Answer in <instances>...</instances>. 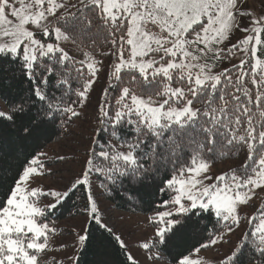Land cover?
Listing matches in <instances>:
<instances>
[{"label":"snow or ice","instance_id":"snow-or-ice-1","mask_svg":"<svg viewBox=\"0 0 264 264\" xmlns=\"http://www.w3.org/2000/svg\"><path fill=\"white\" fill-rule=\"evenodd\" d=\"M102 72L106 86L73 180L42 183L66 160L46 151L26 157L8 178L0 174V264H46L55 250L53 217L77 192L85 228L73 247L88 250L91 221L123 250L124 264H139L93 195L94 185L112 191L126 182L158 198L147 217L153 235L139 245L153 264L188 239L198 243L169 264H208L199 253L225 243L231 247L217 264H264V202L253 203L264 194V7L257 12L248 0H0V77L28 82L0 110L19 140L39 146L58 121L67 131ZM226 160L236 163L214 174ZM127 199L136 201L131 193ZM205 218L215 219L207 237ZM68 259L79 264L77 255Z\"/></svg>","mask_w":264,"mask_h":264},{"label":"trees","instance_id":"trees-1","mask_svg":"<svg viewBox=\"0 0 264 264\" xmlns=\"http://www.w3.org/2000/svg\"><path fill=\"white\" fill-rule=\"evenodd\" d=\"M65 47L68 50H74V47L72 45H65ZM103 50L106 51L107 49L105 48ZM108 63L109 60L105 59L106 71ZM103 83L104 84L102 89L106 86V78ZM27 88L28 82L19 79V74H17V78L15 79L10 78V74L0 77V99L6 107L7 104L5 98L11 100L21 98ZM101 91L95 99L91 98L90 103L83 110V112L87 114L85 117L87 123L90 124V127L87 129V133L83 135L84 146H88L90 132L95 126V105L101 95ZM77 120L69 125L67 131L60 126V123L58 121L57 125L53 126L52 128L51 137L44 141H41L39 146H37L32 141L19 140L17 136L13 134L14 129H11L7 126V122H0V170H3L2 172H0V174L5 175L6 178L10 177L12 173H14L15 170L24 163L26 157H30L33 153L38 151H45L48 147L57 144L63 139L71 136L74 133L73 128H75ZM67 132H70L71 135H67ZM227 162L233 161L226 160L223 162H217L215 165L224 164ZM98 189L99 197L117 211L149 216L153 215L154 213L155 201L158 198L151 194V189L131 186L127 182L123 187H117L115 189H112V191H108L107 189L100 187H98ZM129 193L135 195V202L129 201L127 199V195ZM83 203L84 194L82 192H77L56 213L55 218L58 219V221H64L69 218L83 216L81 214H78ZM193 219H199V217H193ZM214 224V218L211 220L205 218L201 221V227L206 226L208 229V233L204 234L205 237H207V235L214 230ZM218 227L219 226H217V228ZM87 229V234L89 235L88 250L83 253H77V256H79V264H94L96 260L101 258L107 260L109 264H124L125 255L123 253V250H120L119 247L115 245V243L112 241V237L107 232H105L103 229H99L98 226H96L91 221L88 222ZM197 243L198 241L195 239L186 240L181 244L179 249H170L169 251H165L163 253L162 261L169 264L177 251H186L188 248ZM105 248L107 249V255L101 257L100 252H102Z\"/></svg>","mask_w":264,"mask_h":264},{"label":"rangeland","instance_id":"rangeland-1","mask_svg":"<svg viewBox=\"0 0 264 264\" xmlns=\"http://www.w3.org/2000/svg\"><path fill=\"white\" fill-rule=\"evenodd\" d=\"M75 2V0H72ZM249 5L255 7L259 12L264 4L262 0H248ZM68 50V49H66ZM70 54L76 55L75 50H70ZM77 58H82L77 55ZM235 62V61H234ZM106 71V70H105ZM105 81V72L100 73V78L94 85V92L91 95L92 99L100 93ZM93 104V103H91ZM0 110H7V107L0 99ZM85 112L83 116L76 121V126L73 128L74 133L68 138L63 139L57 144L48 147L45 151L49 156L64 155L66 160L64 162H57L53 170L57 172L54 179H44L42 183L48 186H56L57 182L67 184L73 180L81 168V161L84 159V150L87 146H84L83 135L87 133V129L90 124L87 123ZM236 162H227L224 164L214 165L212 172L218 174L221 171L227 170L229 167L234 166ZM98 186L94 185L93 195L97 199L98 205L101 209L105 223L113 230L121 235L125 241L127 251L139 262V264H153L147 257L151 255V252H146L140 248V244L149 241L153 235V229L148 225L147 217L149 215H137L126 212H121L113 209L108 203H106L98 195ZM264 202V194L261 195L260 200H254L253 203ZM251 211V209H249ZM57 234L52 238L50 247L55 250L49 251L46 256V264H73L68 257L77 255L78 251L73 247L75 243L76 233L82 232L85 228L84 216H78L75 218H69L64 221H58L53 217ZM233 243L236 241V235L231 237ZM66 246V247H61ZM230 244H219L209 249L202 250L199 256L206 259L208 264H217V261L222 258L230 249ZM158 264H168L164 261H159Z\"/></svg>","mask_w":264,"mask_h":264}]
</instances>
